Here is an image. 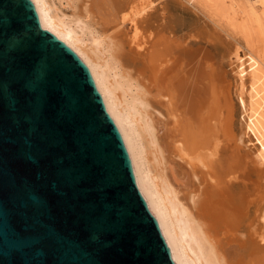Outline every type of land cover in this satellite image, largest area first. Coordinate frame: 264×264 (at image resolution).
I'll return each mask as SVG.
<instances>
[{
    "label": "bare ground",
    "instance_id": "obj_1",
    "mask_svg": "<svg viewBox=\"0 0 264 264\" xmlns=\"http://www.w3.org/2000/svg\"><path fill=\"white\" fill-rule=\"evenodd\" d=\"M33 1L43 26L90 70L178 264H264V169L250 183L236 152L231 82L212 38L199 30L182 38L173 0H87L103 31L89 41L83 22L57 15L48 0ZM262 48L250 51V68L239 72V107L260 165Z\"/></svg>",
    "mask_w": 264,
    "mask_h": 264
},
{
    "label": "water",
    "instance_id": "obj_2",
    "mask_svg": "<svg viewBox=\"0 0 264 264\" xmlns=\"http://www.w3.org/2000/svg\"><path fill=\"white\" fill-rule=\"evenodd\" d=\"M0 264H178L90 70L33 0H0Z\"/></svg>",
    "mask_w": 264,
    "mask_h": 264
},
{
    "label": "rangeland",
    "instance_id": "obj_3",
    "mask_svg": "<svg viewBox=\"0 0 264 264\" xmlns=\"http://www.w3.org/2000/svg\"><path fill=\"white\" fill-rule=\"evenodd\" d=\"M53 11L71 21H81L86 25V39L103 38L102 26L98 19L86 12L87 0H48ZM159 5L162 0H153ZM264 0H173L171 3L173 18L182 21V38L195 35L196 31L204 32L217 44L213 50L227 73L232 86V97L235 108L236 150L240 159L250 170V183L257 181L256 169H264L257 164V144L254 136L247 131L248 116L239 107V72L241 68H250V51L255 48L264 50V39L260 29L264 27ZM253 8V9H252ZM255 11V12H253ZM253 13V14H252ZM256 15H255V14ZM257 19L261 22L258 23ZM252 34L249 41L248 36ZM264 37V36H263ZM263 42V43H262ZM90 44V42H88ZM91 45V44H90ZM111 62L112 59L109 58ZM249 79V76L247 77ZM247 81L245 96L248 99ZM261 196L262 194L259 193Z\"/></svg>",
    "mask_w": 264,
    "mask_h": 264
}]
</instances>
